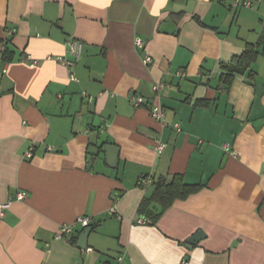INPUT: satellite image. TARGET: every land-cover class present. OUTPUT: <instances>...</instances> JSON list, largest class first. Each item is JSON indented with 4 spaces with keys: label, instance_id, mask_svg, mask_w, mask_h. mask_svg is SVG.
I'll return each mask as SVG.
<instances>
[{
    "label": "crops",
    "instance_id": "0c3cea01",
    "mask_svg": "<svg viewBox=\"0 0 264 264\" xmlns=\"http://www.w3.org/2000/svg\"><path fill=\"white\" fill-rule=\"evenodd\" d=\"M252 1L0 0V264H264V0ZM250 46L249 65L226 71ZM177 175L201 188L139 216ZM78 217L85 249L81 228L56 238Z\"/></svg>",
    "mask_w": 264,
    "mask_h": 264
},
{
    "label": "built area",
    "instance_id": "2783aa9c",
    "mask_svg": "<svg viewBox=\"0 0 264 264\" xmlns=\"http://www.w3.org/2000/svg\"><path fill=\"white\" fill-rule=\"evenodd\" d=\"M252 4H253L252 0H233V2L231 3V6L232 7H238V6L250 7ZM133 46L136 50L140 51V58H141L142 64L144 66L150 65L152 62V58L144 49V40L139 37H135L133 39ZM81 48H82V43L78 40L73 39L68 42V54L72 57V59L67 60V59L58 57L57 60L61 62L63 65H65L66 67H71L73 65V62L79 59ZM70 79L76 80L73 75H70ZM162 88H163V84L160 82H156L152 85V90L154 92H158ZM88 100L91 101L92 99L88 97ZM130 102L133 104L134 107L146 106L150 117L153 120L162 123V120L164 118V112H163V109L159 105L146 104L145 98H143L142 96H138V95H131ZM174 127L178 129L177 124H174ZM165 147L166 145L162 142H157L156 145L154 146L157 152L163 151ZM151 183H152V180L148 176L140 177V179L138 180V186L142 190L147 188ZM25 195H26L25 192H20L17 194L16 199L21 200L25 197ZM117 200H118V196L113 199V205H112V208L110 209V213L114 212L115 204ZM3 207H5V205L2 206V208ZM136 222L138 224H145L146 220L143 217H141ZM89 225H90L89 218L78 217L75 221L71 223H64L60 225L56 238L65 241L67 240V236L72 234L76 228L84 229L86 227H89ZM116 261H117L116 264H122V261H123L122 257H118ZM183 264H187V263H183Z\"/></svg>",
    "mask_w": 264,
    "mask_h": 264
},
{
    "label": "trees",
    "instance_id": "16d2710c",
    "mask_svg": "<svg viewBox=\"0 0 264 264\" xmlns=\"http://www.w3.org/2000/svg\"><path fill=\"white\" fill-rule=\"evenodd\" d=\"M256 53L253 52V47H248L247 50L240 56L236 57L232 61V65L226 66V71L233 73H241L249 63L255 58ZM230 76H226L228 79ZM232 77V76H231ZM201 188L200 185H188L185 184L181 176H173L170 182L158 181L155 185L154 193L151 199H145L138 205L137 213L139 216L149 217L151 220L156 218L158 215L153 214L148 209V204L151 201H155L160 204L162 208H166L177 199H185L189 195L197 192ZM74 243V240H70Z\"/></svg>",
    "mask_w": 264,
    "mask_h": 264
},
{
    "label": "water",
    "instance_id": "95a60500",
    "mask_svg": "<svg viewBox=\"0 0 264 264\" xmlns=\"http://www.w3.org/2000/svg\"><path fill=\"white\" fill-rule=\"evenodd\" d=\"M113 150L111 146H106L105 147V151L109 152ZM91 227H86L84 228L79 237H78V241H77V245L79 248L85 249L86 248V241H87V236L89 234V232L91 231ZM202 233L201 232H197L195 235H193L192 237H190L187 241H186V245L188 247H191L192 245H194L196 242H198L201 238Z\"/></svg>",
    "mask_w": 264,
    "mask_h": 264
}]
</instances>
